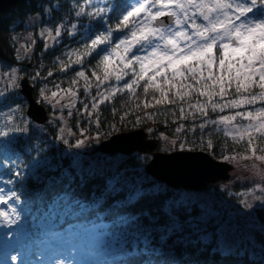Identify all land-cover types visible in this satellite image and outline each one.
<instances>
[{
  "label": "snow or ice",
  "instance_id": "obj_1",
  "mask_svg": "<svg viewBox=\"0 0 264 264\" xmlns=\"http://www.w3.org/2000/svg\"><path fill=\"white\" fill-rule=\"evenodd\" d=\"M42 8L29 26H45L13 38L17 64L0 62V69L7 68L0 71V261L208 264L206 257L212 255L224 257L226 264H264V144L258 143L264 141V0H69L67 14L58 18L53 13L60 5L54 0ZM36 37L43 42L39 53ZM64 38L79 47L64 44ZM62 44L67 62L54 56L52 63L60 73L78 69L68 81H51L49 87L55 73L41 76L42 63L34 74H20L17 65L33 54L43 60ZM89 58L96 63L86 64ZM65 82L69 86L62 88ZM25 88L35 90L37 99L30 100ZM125 93L128 106L119 123L134 128L164 116L167 124L166 117L172 116L177 137L168 140L161 133L159 138L178 153L192 151L179 134L197 128L214 127L245 144L244 153L222 156L251 162L244 165L254 177L251 186L227 193L236 197L238 208L223 200L194 202L170 193L149 178L146 155L136 154L139 163L130 170L112 159L103 164L85 160L76 151L109 133L98 130L92 136L86 128L77 133L62 126L64 110L69 117L75 110L99 128V106ZM29 103L52 111L42 122L25 111ZM45 124L57 125L52 140L64 146L59 155ZM26 185L38 186L41 193L59 189L46 202L37 196L44 205L40 223L28 207ZM85 212L96 213L101 222L95 227L113 230L104 233L109 241L104 253L89 247L88 260H81L79 244L65 249L52 242L61 239L65 229L60 226L69 214L76 218ZM104 212L111 216L110 224L103 223ZM109 254L118 259L97 258Z\"/></svg>",
  "mask_w": 264,
  "mask_h": 264
},
{
  "label": "trees",
  "instance_id": "obj_2",
  "mask_svg": "<svg viewBox=\"0 0 264 264\" xmlns=\"http://www.w3.org/2000/svg\"><path fill=\"white\" fill-rule=\"evenodd\" d=\"M69 0H54V3L60 5V11L54 12V17H59L62 13L67 14L66 8L68 6ZM77 3L81 2V0H76ZM116 2H120V0H116ZM49 4V0H19L16 4L5 7L0 9V62H3L6 66L7 64H13L16 65L17 62L13 59V44H14V34L18 32H22V30L25 29H31L35 30L31 26H26L25 22L28 19L29 15L37 14L40 15L43 11L42 6L47 7ZM54 20H50V24L54 23ZM84 23H87V20H84ZM43 25V24H41ZM36 46H35V53H39L43 48V42L40 40V38L36 37ZM70 43L71 45H77L76 41H69L67 38H64V44ZM63 50V44L58 46L54 52H48L45 53L43 56V60L39 58L36 54H33L31 57V60L24 61L23 62V71H26V66L29 67H38L39 64H43L44 68L51 69L55 71L57 68V65L53 64V58L54 56H60L62 59L63 56L61 55V51ZM95 62V59L89 58L86 63L93 65ZM6 68V67H4ZM2 68V69H4ZM57 72V71H56ZM139 91V90H138ZM128 100L127 94L125 93L122 96H117L112 102H108L105 104L100 105L99 107V117H100V124L102 125L105 132H108L110 134L121 132V131H128L136 128H142L146 131L147 128L151 127L154 128L155 131L153 133H147L148 137H154L156 138L159 134L163 133V135L168 137H177V134L175 132V128L177 125L175 123H172L173 117L168 116L166 117L168 120L167 124L163 123V120L165 119L164 116H160L155 123H152L151 121L142 124L138 127H127L122 126L119 123L120 115L122 114L123 110L128 106V103H126ZM47 110V106H45ZM113 108H115L116 114L113 113ZM148 111H153V109H148ZM129 119H132V117H129ZM110 123L115 124V128L109 129L108 125ZM185 124H188V121H184ZM107 135V136H108ZM179 137H187V139H190L193 137L192 141H189L188 145L192 150H203L209 153L211 156H213L216 159L222 158L223 155H227L230 153H235L239 151H245V144L244 143H235L230 138L226 137L222 132H217L214 127H208L204 130H201L197 128L195 132L191 131H184L179 134ZM157 139V138H156ZM208 141H211L212 147H208ZM260 144H264V141H258ZM54 148L53 146H51ZM55 149V148H54ZM139 161L135 159V156H129L126 159L125 165L128 167H133L137 165ZM170 193H174V190L167 186ZM26 196L29 198L30 202L28 204L29 209L33 214L39 215V219L37 223H40L43 221V210L44 205L39 200H37V196H42L44 201L46 202L48 199L53 198L56 196L57 192L59 191L58 188H52L49 190H45V192L41 193L40 189L36 185H26L24 189ZM39 210V212H38ZM103 223L110 224L111 223V216L104 212L101 214ZM106 217V218H105ZM101 221L97 219V215L95 212H85L82 216L73 218L71 214H69L68 217L65 218V224L61 225V228H64L65 231L64 234L69 233L68 231H71L72 229H77L76 226L69 227V225H85L87 227L92 225H98ZM69 227V228H68ZM110 231L113 229L108 228ZM35 258V257H33ZM105 258L108 259H118V257H115L113 255L107 256ZM100 259V258H98ZM104 259V258H102ZM202 261L205 259L204 257L201 258ZM208 264H213V261H215V264H226L225 258L222 256H215L208 255L206 257Z\"/></svg>",
  "mask_w": 264,
  "mask_h": 264
},
{
  "label": "rangeland",
  "instance_id": "obj_3",
  "mask_svg": "<svg viewBox=\"0 0 264 264\" xmlns=\"http://www.w3.org/2000/svg\"><path fill=\"white\" fill-rule=\"evenodd\" d=\"M38 16L37 14H32L29 15L28 19L25 22L26 26H29L32 18ZM45 25H39L38 28H35V30H31V29H25L22 30V32H18L16 34H14V37H20V36H26L28 32L30 31H38L39 28L44 27ZM39 38V37H37ZM69 44V43H66ZM72 47H79V45H71ZM63 60H65V62H67V58L63 56L62 58ZM96 63V61L94 62V64ZM88 64V63H86ZM93 64V65H94ZM90 65V64H88ZM20 67H23V65H17ZM37 68V67H29L26 66V71H21V75L22 76H26L29 74H34L33 70ZM7 68L4 69H0V71H6ZM51 70V69H46L43 68L41 70V76H45L46 73ZM78 70V69H74V70H69L67 73H60V72H56L54 71V75L49 78V87H52L51 81H56V82H60V81H68L71 77L74 76V71ZM89 75H91V73H88ZM69 85L67 82L62 83L61 87L62 88H67ZM33 92V96L35 99H37V93L35 90L32 89ZM93 95H95V91L93 90ZM79 97L82 99L84 98V92L83 89H80L79 93H78ZM85 102H87L85 100ZM108 103V102H106ZM105 104V103H104ZM102 105V104H101ZM46 106V105H44ZM83 105L79 102V100L77 101L76 104V108L80 109L82 108ZM100 107V106H99ZM52 110L47 108V116L50 114ZM98 114H99V108H98ZM63 115L65 116V120L61 121L60 124L66 125L67 128H71L73 131H76L78 133V129L79 128H86L88 129L89 135L94 136L95 133L99 130L102 133L105 132L102 127V125H99V128L95 125V124H91L88 121V118H86L83 115H77L75 110L73 111V115L72 116H68L67 114V110H64ZM212 115V118H215L214 114H210ZM100 119V117H99ZM57 125L56 124H45V128L47 129V137L49 139V142L51 144V146H53L55 148V150L57 151V155L60 154V151L62 149H64V146L57 140V141H53L52 138L55 135V129H56ZM192 132V131H191ZM223 133V132H222ZM109 136V135H108ZM108 136H101V138L99 140H92L90 141L84 148L76 150L79 151L82 156L84 157L85 160H97L99 159L100 163L103 164L104 159H112L114 160L116 163H121L124 164L126 163V159L129 156H136V154H140L142 156L146 155L148 157H150V153H141V152H130L128 154H124V153H117V152H109V153H104L101 152L99 150H96V146L99 144V142L105 138H107ZM165 136V135H164ZM160 134L156 137L157 138V145L154 148V150H158V151H162V152H170L173 150H176L174 147L170 146L166 140L160 139ZM168 140H172L175 139L176 137H168ZM180 139H184L183 137H179ZM187 138V137H186ZM193 137L190 139H187L188 143L189 141H192ZM189 146V145H188ZM167 148V151H163L162 149ZM245 151H239V152H235V153H244ZM233 154V153H230ZM260 154H264V153H260ZM229 155V154H227ZM221 160H223L222 158H220ZM225 161V160H224ZM229 164H231V169L228 171V177L225 179H221L218 181H215L213 183H207L206 185H204L201 188L198 189H191V188H184V187H175L172 188L175 192V194H182L188 197H191L192 200L194 202H200V201H204V200H212V199H217V200H223L226 204L227 207L229 208H238L239 205L233 203V201L236 199L235 196L233 197H229L228 196V192H243L247 187L251 186L252 181L254 179L252 172L249 168H245L244 165L245 164H250V161H241L239 163L235 162V161H226ZM130 170L133 167H128ZM149 178L152 179L154 177H152L151 175H149ZM158 181V180H157ZM160 183H162L163 185L166 186V184H164L161 181H158ZM227 188V191H224V188ZM0 231H2V229H0ZM106 231H110L109 229H104V228H98L95 227V225L92 226H85V225H80L79 227H77V229H72L71 231H68L69 233L64 234L62 233L61 235V239L58 241H53V245L56 247H62V248H68L73 244H79L83 249H84V255L81 256V260H88L87 257V249L89 247H93L98 253H104L107 248H108V239L105 237L104 233ZM11 238V237H9ZM112 254H109V256H111ZM97 258H105L104 255L98 256ZM0 264H3L2 261H0ZM16 264H19V262H16ZM38 264V262H37Z\"/></svg>",
  "mask_w": 264,
  "mask_h": 264
},
{
  "label": "water",
  "instance_id": "obj_4",
  "mask_svg": "<svg viewBox=\"0 0 264 264\" xmlns=\"http://www.w3.org/2000/svg\"><path fill=\"white\" fill-rule=\"evenodd\" d=\"M19 0H0V9L12 6ZM30 100H35L32 89L25 88ZM35 119L44 121L47 116L45 106L29 103L25 108ZM157 139L148 137L142 128L128 131H121L110 134L101 140L96 146V150L104 153L117 152L128 154L136 151L150 153L148 174L154 179L163 182L169 187H184L198 189L207 183L225 179L231 164L216 159L203 150H192L190 152H170L156 151Z\"/></svg>",
  "mask_w": 264,
  "mask_h": 264
}]
</instances>
